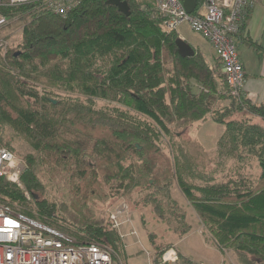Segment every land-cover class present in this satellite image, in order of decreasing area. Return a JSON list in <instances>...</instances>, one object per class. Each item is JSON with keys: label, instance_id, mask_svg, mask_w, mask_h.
Wrapping results in <instances>:
<instances>
[{"label": "trees", "instance_id": "obj_1", "mask_svg": "<svg viewBox=\"0 0 264 264\" xmlns=\"http://www.w3.org/2000/svg\"><path fill=\"white\" fill-rule=\"evenodd\" d=\"M122 1L129 7L128 17L107 0H83L65 17L36 9V3L21 11L1 9L8 18L14 9L27 12L30 19L18 47L0 53V147L8 145L14 153L3 134L12 128L33 153L22 159L24 190L0 180V198L28 209V193L37 220L61 231L55 207L40 198L44 188L38 172L44 167L68 171L74 198L68 218L78 228L73 235L62 232L79 245L98 244L125 258L118 233L94 218L87 202L149 187L150 181L158 188L174 179L220 250H232L238 264H264V127L251 123L264 122V103L231 97L217 59L209 65L193 47V57L179 56L178 34L162 26L153 1ZM202 3L196 0L197 7ZM48 89L62 90L66 96L57 99ZM95 99L122 110H96ZM207 115L224 127L218 146L229 157L242 160L245 150L257 160L255 182L248 184L241 177L194 186L185 181L178 158H166L155 144L158 134H168L173 124ZM237 115L244 118L237 120ZM20 213L34 218L31 211ZM161 257L162 252L155 264H170ZM178 262L194 264L181 255Z\"/></svg>", "mask_w": 264, "mask_h": 264}, {"label": "rangeland", "instance_id": "obj_2", "mask_svg": "<svg viewBox=\"0 0 264 264\" xmlns=\"http://www.w3.org/2000/svg\"><path fill=\"white\" fill-rule=\"evenodd\" d=\"M143 1L148 2L149 0ZM26 5L30 4H19L9 8L21 11L20 8ZM35 8L44 9L38 5H35ZM14 9V12L9 13L12 15L11 17L6 16L8 18L7 23L0 28L1 56L9 48L16 49L18 47L21 43L22 29L30 19L27 12H15ZM30 10L35 11L34 8ZM60 17L62 16L60 15ZM177 34L183 37L184 41L195 50L204 48L206 52V44L202 40L203 38L192 32L187 25L180 26ZM42 88L39 86L38 90L42 91ZM48 90L53 92L57 99L66 96L62 90ZM196 90L197 87L194 86V91L196 92ZM71 96L72 98L77 97L76 95ZM79 98L85 100L83 97ZM228 103V101L220 102L216 109ZM93 107L96 110L104 108H107L108 111L112 108L122 110L117 104H108L97 99L94 100ZM130 115L143 119V116ZM236 117L237 120L244 118L240 115ZM144 121L150 125L152 123L149 119ZM251 123H258L264 127L263 121L254 122L252 120ZM169 129L168 134H158L155 144L166 158L171 161L173 158H178L184 171V179L189 184L198 187L219 185L241 177L248 184H251L258 177L259 164L254 157H247L245 150L242 153L243 159L239 160L229 157L226 154V149L218 146V140L224 132V127L216 124L211 115H207L203 120L196 122L180 121L170 126ZM3 134L5 140L8 138L6 141H11L10 148L20 160L24 155L33 153L29 142L13 131L12 128H5ZM7 147L3 145L0 148L7 149ZM52 169L55 171H50L44 167L38 172V177L44 188L40 198L55 207V217L61 227L58 229L72 235L76 234L77 228L68 218L69 213L72 212L69 206L73 199L67 179L68 171L64 172L59 167H52ZM14 185L20 190H24L21 181L20 186ZM108 190V186L105 185L104 193L107 194ZM24 196L29 203L28 209L16 202L11 204L8 199L0 198V201L8 204L16 211L22 209L31 211L34 214V218L31 219L38 221L34 202L31 201L28 193L25 192ZM108 197L105 200L91 198L87 202V207L90 208L94 218L102 220L103 226L107 228L109 226L115 230L122 241L125 258L117 256L108 249L112 264H155L156 256L160 252H162L163 257L166 252L170 251L174 252L175 261L163 262L161 257L162 263H179L178 255H181L194 264H238L236 255L232 250H220L215 245L209 231L200 223L192 206L179 190L176 180H169L158 188L150 181L149 187L133 188L126 192L120 191L119 194L108 195ZM116 211L118 212L116 222L119 224V231L113 227L114 223L110 220L111 213ZM51 228L56 229L54 226ZM79 235L81 236V234ZM71 238L75 239L73 236Z\"/></svg>", "mask_w": 264, "mask_h": 264}, {"label": "built area", "instance_id": "obj_3", "mask_svg": "<svg viewBox=\"0 0 264 264\" xmlns=\"http://www.w3.org/2000/svg\"><path fill=\"white\" fill-rule=\"evenodd\" d=\"M83 0H0V28L8 21L4 7L35 2L55 15L65 17ZM153 9L167 31L177 33L182 25L201 36L212 47L221 65L231 97L242 98L245 72L237 51V36L245 18L259 0H203L187 13L182 0H151ZM24 163L0 148V180L20 186ZM118 212L110 220L116 222ZM166 252L163 262H174V252ZM168 255V256H167ZM167 256V257H166ZM0 264H112L107 248L98 244H77L66 233L28 218L0 201Z\"/></svg>", "mask_w": 264, "mask_h": 264}, {"label": "crops", "instance_id": "obj_4", "mask_svg": "<svg viewBox=\"0 0 264 264\" xmlns=\"http://www.w3.org/2000/svg\"><path fill=\"white\" fill-rule=\"evenodd\" d=\"M242 34V35H241ZM182 40L183 37L179 36ZM204 41L205 50L198 49L207 63L216 60L212 47ZM254 44L252 46L251 44ZM237 51L245 72L242 97L252 104L264 103V0H259L245 19L237 36ZM210 59V61H208Z\"/></svg>", "mask_w": 264, "mask_h": 264}, {"label": "water", "instance_id": "obj_5", "mask_svg": "<svg viewBox=\"0 0 264 264\" xmlns=\"http://www.w3.org/2000/svg\"><path fill=\"white\" fill-rule=\"evenodd\" d=\"M183 6L187 13H192L196 6V0H183ZM107 5H111L117 8L118 12L122 13L126 17L130 15L129 7L125 1L122 0H107ZM175 45L177 48V53L179 56L183 58H190L193 57L195 52L194 49L188 45L184 40H182L180 37H178L175 41ZM55 103V101H53Z\"/></svg>", "mask_w": 264, "mask_h": 264}, {"label": "bare ground", "instance_id": "obj_6", "mask_svg": "<svg viewBox=\"0 0 264 264\" xmlns=\"http://www.w3.org/2000/svg\"><path fill=\"white\" fill-rule=\"evenodd\" d=\"M201 3V2H200ZM242 35V34H241ZM151 57V56H150ZM205 64V63H204ZM199 76H201V75H199ZM194 78V77H193ZM212 78V77H211ZM152 89V88H151ZM221 98V97H220ZM202 99V98H201ZM197 104V103H196ZM239 106V105H238ZM190 116V115H189ZM3 120V119H2ZM217 122V121H216ZM228 123V122H227ZM138 131H139V129H138ZM237 133V132H236ZM8 134V133H7ZM41 138V137H40ZM2 139V138H1ZM8 139V138H7ZM6 139V140H7ZM10 144V143H9ZM8 146V145H7ZM133 150V149H132ZM131 150V151H132ZM200 150V149H199ZM141 152H142V150H141ZM54 153V152H53ZM48 155V154H47ZM139 155V154H138ZM141 155V154H140ZM185 155V154H184ZM84 156V155H83ZM74 157V156H73ZM182 158V157H181ZM23 159V158H22ZM147 159V158H146ZM240 159V158H239ZM79 160V159H78ZM70 161V160H69ZM194 161V160H193ZM176 162V161H175ZM195 162V161H194ZM40 163V162H39ZM148 163H149V161H148ZM71 164V163H70ZM66 165V164H65ZM87 166V165H86ZM186 166V165H185ZM90 168V167H89ZM186 168V167H185ZM125 169V168H124ZM82 172V171H81ZM72 173V172H71ZM31 175V174H30ZM45 176V175H44ZM32 179V178H31ZM21 180V179H20ZM33 180V179H32ZM88 180V179H87ZM111 181V180H110ZM8 184V183H7ZM73 200H74V198H73ZM71 202H73V201H71ZM92 203H94V202H92ZM91 203V204H92ZM66 209V208H65ZM71 214V213H70ZM78 228V227H77ZM86 240V239H85ZM168 256V255H167ZM166 256V257H167Z\"/></svg>", "mask_w": 264, "mask_h": 264}, {"label": "flooded vegetation", "instance_id": "obj_7", "mask_svg": "<svg viewBox=\"0 0 264 264\" xmlns=\"http://www.w3.org/2000/svg\"><path fill=\"white\" fill-rule=\"evenodd\" d=\"M183 1V0H182ZM178 37H179V35H178Z\"/></svg>", "mask_w": 264, "mask_h": 264}]
</instances>
